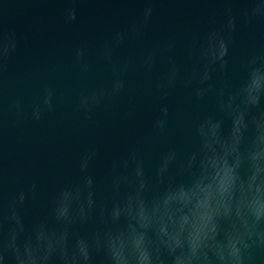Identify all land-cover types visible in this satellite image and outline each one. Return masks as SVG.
<instances>
[{"label": "water", "instance_id": "95a60500", "mask_svg": "<svg viewBox=\"0 0 264 264\" xmlns=\"http://www.w3.org/2000/svg\"><path fill=\"white\" fill-rule=\"evenodd\" d=\"M0 264H264V0H0Z\"/></svg>", "mask_w": 264, "mask_h": 264}]
</instances>
